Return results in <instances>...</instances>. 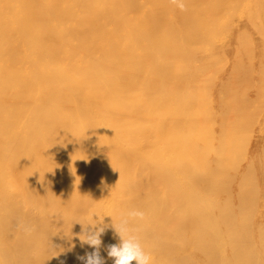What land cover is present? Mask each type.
I'll return each instance as SVG.
<instances>
[{"label": "bare ground", "instance_id": "bare-ground-1", "mask_svg": "<svg viewBox=\"0 0 264 264\" xmlns=\"http://www.w3.org/2000/svg\"><path fill=\"white\" fill-rule=\"evenodd\" d=\"M185 4L0 0V264H264V0Z\"/></svg>", "mask_w": 264, "mask_h": 264}, {"label": "clouds", "instance_id": "clouds-1", "mask_svg": "<svg viewBox=\"0 0 264 264\" xmlns=\"http://www.w3.org/2000/svg\"><path fill=\"white\" fill-rule=\"evenodd\" d=\"M181 11L185 10V0H170ZM144 212L138 209L122 214L118 224H112L115 233L119 237V243L108 247V256L114 258V264H152V256L143 246L142 238L134 222L144 219ZM104 219V218H103ZM84 234L80 236L82 243L94 248L95 251L88 253L86 257H80L85 264H105L99 249L102 245V235L106 225L103 220L96 224H88Z\"/></svg>", "mask_w": 264, "mask_h": 264}]
</instances>
